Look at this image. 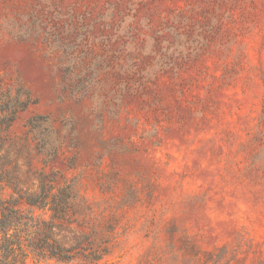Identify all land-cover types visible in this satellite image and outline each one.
Segmentation results:
<instances>
[{
	"label": "rangeland",
	"instance_id": "obj_1",
	"mask_svg": "<svg viewBox=\"0 0 264 264\" xmlns=\"http://www.w3.org/2000/svg\"><path fill=\"white\" fill-rule=\"evenodd\" d=\"M0 118V199L108 244L38 264H264V0H0Z\"/></svg>",
	"mask_w": 264,
	"mask_h": 264
},
{
	"label": "trees",
	"instance_id": "obj_2",
	"mask_svg": "<svg viewBox=\"0 0 264 264\" xmlns=\"http://www.w3.org/2000/svg\"><path fill=\"white\" fill-rule=\"evenodd\" d=\"M0 123L5 122L0 118ZM10 184L18 189L15 182ZM38 186L40 193L0 199V264L68 263L76 258L96 263L102 259L108 244L94 246L91 239L85 243L73 224L70 185L61 186L52 196L46 193L53 187L51 183L41 179ZM36 209L42 213H35Z\"/></svg>",
	"mask_w": 264,
	"mask_h": 264
}]
</instances>
